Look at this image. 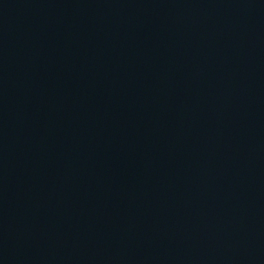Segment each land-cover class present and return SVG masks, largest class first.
Wrapping results in <instances>:
<instances>
[{
    "label": "water",
    "instance_id": "95a60500",
    "mask_svg": "<svg viewBox=\"0 0 264 264\" xmlns=\"http://www.w3.org/2000/svg\"><path fill=\"white\" fill-rule=\"evenodd\" d=\"M0 264H264V0H0Z\"/></svg>",
    "mask_w": 264,
    "mask_h": 264
}]
</instances>
